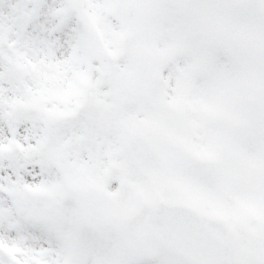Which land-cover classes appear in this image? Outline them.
Returning <instances> with one entry per match:
<instances>
[{"label": "snow or ice", "instance_id": "1", "mask_svg": "<svg viewBox=\"0 0 264 264\" xmlns=\"http://www.w3.org/2000/svg\"><path fill=\"white\" fill-rule=\"evenodd\" d=\"M0 264H264V0H0Z\"/></svg>", "mask_w": 264, "mask_h": 264}]
</instances>
